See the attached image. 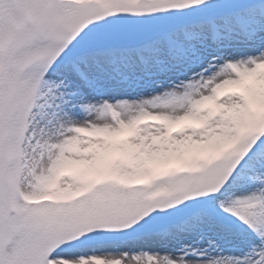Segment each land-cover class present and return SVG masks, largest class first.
<instances>
[{"label":"snow or ice","instance_id":"6c2138e0","mask_svg":"<svg viewBox=\"0 0 264 264\" xmlns=\"http://www.w3.org/2000/svg\"><path fill=\"white\" fill-rule=\"evenodd\" d=\"M0 264H264V0H0Z\"/></svg>","mask_w":264,"mask_h":264}]
</instances>
